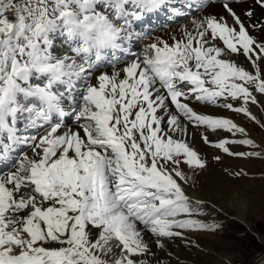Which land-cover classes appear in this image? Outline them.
<instances>
[{"label": "snow or ice", "instance_id": "6c2138e0", "mask_svg": "<svg viewBox=\"0 0 264 264\" xmlns=\"http://www.w3.org/2000/svg\"><path fill=\"white\" fill-rule=\"evenodd\" d=\"M209 2L0 0V264H148L142 257L153 254V237L163 247V238L217 227L192 218L203 214L202 202L181 183L189 179L182 165L205 167L187 142L189 126L232 133L213 145L229 155L262 152L230 151L229 144L259 145L192 102L250 116L247 105L257 102L250 87L264 94V40L226 0L233 26L223 17L194 20V31L185 28L171 44L154 37L123 68L115 52L129 55L122 43L133 38V20L162 9L175 19ZM244 15L264 33V22L251 23L253 11ZM57 35L75 44L71 54H54ZM217 40L251 61L255 74L220 58ZM109 66L111 73L100 71ZM25 120V130L44 134L18 135ZM19 145L31 154L16 159Z\"/></svg>", "mask_w": 264, "mask_h": 264}, {"label": "bare ground", "instance_id": "6f19581e", "mask_svg": "<svg viewBox=\"0 0 264 264\" xmlns=\"http://www.w3.org/2000/svg\"><path fill=\"white\" fill-rule=\"evenodd\" d=\"M225 2L226 0H210L208 5L204 9L198 10L193 5V8L191 10L185 8L184 11L186 10L188 13H194L196 11H199L198 17L195 19L196 21H198V18L203 14L205 17L213 16L217 20H220V18L223 17L224 20L227 21L229 26H233L232 17L228 13V11L224 8ZM227 3L229 4V7L232 9V11L235 12L236 15L239 16L244 21L246 27L248 28L249 34L252 36H255L257 40H264V33H260L258 29L248 27L250 22H249V19L244 15L245 12L251 10L254 13L251 23H256L257 21L264 22V7H261L259 4H257L255 0H239V3H237L236 0H227ZM165 13H170V11L167 9H162L158 12H154V13L147 15L143 20V25H146V21H149L151 19H157V21L160 20V17L165 16L164 15ZM173 21L176 22V19ZM137 22L138 21L133 20L131 27H134V25ZM160 23L162 24V20L160 21ZM171 24L172 23L170 22L167 25L168 30L170 29L169 31H166L164 33H161L162 32L161 31L159 34H152V33L149 34L147 32V36L142 39L138 37L140 33H145V32H132L133 41L126 40L127 43H125L127 44L125 46V49L129 50V55H125V53L122 52L121 50H115L116 55L121 57V62L117 64V68H123L130 59H133L135 58V56L140 55L143 52L145 44L150 43L154 37L159 36L162 39L168 41L169 44H171L173 41V37H175L176 39L182 38L183 31L185 28L188 31H191V27L189 25H185V26L183 25L184 27L181 28L182 26L178 27L176 26V23H174L173 25ZM213 44H215V46L220 47L222 49V56L220 58L226 59L229 62H233L237 66L243 67L245 70L249 71L250 73L255 74V69L251 61H249L245 56L228 52L226 47L223 45L222 41H218V40L213 41ZM112 53H113V50H107L106 55L110 58L112 56ZM68 54H71V52L69 51ZM261 66L262 68H264V61H261ZM100 71H107L111 73L112 68L111 66H109L107 68H101ZM96 74L98 75V73ZM82 87H83L82 82H77V95H79V92L82 91ZM250 91H251V87H250ZM229 102H232L234 106H237V107L240 106V101H229ZM32 103H34L37 106V108L39 107L38 101H32ZM192 103L198 108L200 112L204 114L212 115L214 117H219V118L230 119L235 124H237L238 117L241 116V113H236L234 111H230L223 107H218L214 105H196L195 101H193ZM53 119L58 120V117L54 115ZM66 122L69 125L72 124V121L70 119H67ZM25 123H27L26 120L21 121L20 127L18 129V133H17L18 135L20 136L35 135L38 137L44 134V131H45L44 128L28 127L27 130H25V127H24ZM204 136H207L208 140L211 141V143H205V140L203 138ZM186 139L189 145L195 151H197L201 160L205 162V167L202 169L201 168L192 169V168H189L187 165L181 166V170L189 178L187 183H184L183 181H181L184 183L182 184V186H184L185 190L187 191L186 195L188 193L190 196H192V198L194 197L196 200H199V201L204 200V201H207L208 203H211L213 200H215L218 202V205L220 204L222 205V207L226 208L232 213L234 212L236 216L242 222H244L245 224H248V221H249L248 212L250 209H248L249 205H247V199L248 197H250L249 190H244L242 192L240 191L234 192L232 190H229L230 188H228V190H225L224 186L222 185L225 182L230 184V181H228V178H226L225 176V174H228L230 170L232 171L233 168H236L238 166L241 167L242 169L250 170L252 168L251 167L252 164L250 163V161L247 162L244 159L242 160V157H238L236 159L234 158V156L229 155L223 152L222 150L217 149L216 147L213 146L215 143H218L222 140H226V139L231 140L232 134L224 129H217L213 131L211 129H205L204 127H200L199 129H197L192 126H189V133ZM231 145L232 144L227 145L229 149ZM230 151L232 150L230 149ZM24 152H28L29 155L31 154L30 150H28L25 145L17 146L15 158L19 159V157L23 155ZM216 157H219V159H216ZM238 159H241V160H238ZM258 192L259 190L257 189L255 193H258ZM256 204H258V202ZM189 238L187 239L185 236L175 237L173 239L163 238L161 240L163 247H157L156 240L154 241L153 239L150 245L151 251L153 254H150L147 257H142V258L146 259L148 261V264H156L158 262L157 258H161V260L162 259L167 260L168 264H178V262L181 259H184V260L187 259V262H188L192 260L191 254L188 248L190 246L193 247V245L197 242L199 243L201 242L200 241L201 237L200 239L197 237L196 238L197 240L189 239ZM216 248L217 246L213 247V250H215ZM192 256H195V255L193 254ZM193 259H197V257H193ZM199 262L200 261H198V263ZM199 264H202V263H199ZM255 264H264V255Z\"/></svg>", "mask_w": 264, "mask_h": 264}, {"label": "rangeland", "instance_id": "374dc122", "mask_svg": "<svg viewBox=\"0 0 264 264\" xmlns=\"http://www.w3.org/2000/svg\"><path fill=\"white\" fill-rule=\"evenodd\" d=\"M185 12L187 11L185 10ZM198 13L199 11H196L194 13H188L186 16H179L180 19L177 20L176 26H182L181 28H183L185 25H189L191 27V31H193L194 24L192 23L198 17ZM166 14L168 13H165L164 15L166 16ZM169 16L170 14L166 17H160V20L158 21L157 19H151L146 21V25H143V21H139L134 25V27H131L130 30L131 32H148L149 34H159L161 31V33H164L170 30H168L167 25L172 19H169ZM204 18L205 16L202 14L198 18V21L203 20ZM161 20L162 24L160 23ZM173 24L174 23L171 25ZM74 46L75 44L66 36L57 35L54 39L53 52L55 55L62 56L65 53H69L70 47ZM251 91L257 102L255 104L251 102L248 103L247 108L250 116L241 113V116L237 119V124L243 128L246 126L245 131L247 133V138L252 139L255 144L259 145V147L252 149L247 145L232 144L230 149L234 152L261 151L262 157H242V160L244 159L247 162L250 161L252 164V170L242 169L239 166L233 168L232 171L230 170L228 174H225L228 181H230V184L225 182L222 185L225 190L230 188L229 190L234 192L249 190L250 197L247 199V205H249L248 209H250L248 212V224L242 222L234 212L232 213L222 207V205H218L217 201L213 200L211 203H208L207 201L200 200L202 202L200 207L203 214L192 218L198 219L208 225H217V227H215L212 231L186 230L183 236L187 239L189 237V239H196L197 237L200 239L201 237V245L197 242L193 245V247L190 246L188 249L192 260L187 262V259H181L182 261L180 260L178 264H255L264 255V94L256 92L253 87H251ZM235 138L242 139L244 137L237 134ZM238 157L240 156H234L236 159ZM237 173L240 174L237 175ZM181 183L184 184L183 182ZM257 189L259 192L255 193ZM186 192L187 191L185 190V193ZM187 195L192 198V196L188 193ZM193 198V201H199ZM257 202L258 204H256ZM153 239L154 241L156 240L154 237L152 240ZM212 245L213 247L217 246V248L213 250ZM193 254L195 256H192ZM193 257H197V259H193ZM157 260L158 262L156 264H168L167 260H161V258H157ZM198 261L200 262L198 263Z\"/></svg>", "mask_w": 264, "mask_h": 264}]
</instances>
